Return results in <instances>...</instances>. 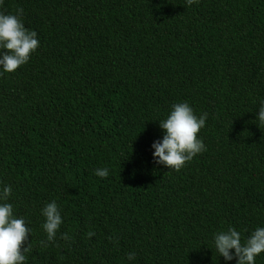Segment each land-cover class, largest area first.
<instances>
[{"label":"trees","instance_id":"obj_1","mask_svg":"<svg viewBox=\"0 0 264 264\" xmlns=\"http://www.w3.org/2000/svg\"><path fill=\"white\" fill-rule=\"evenodd\" d=\"M17 8L40 46L0 69V204L30 229L25 264H237L214 241L264 228V0L0 4ZM185 102L207 113L206 150L176 172L152 145ZM53 201L62 224L47 242Z\"/></svg>","mask_w":264,"mask_h":264},{"label":"clouds","instance_id":"obj_2","mask_svg":"<svg viewBox=\"0 0 264 264\" xmlns=\"http://www.w3.org/2000/svg\"><path fill=\"white\" fill-rule=\"evenodd\" d=\"M198 2L186 0L188 6ZM2 3L3 0H0ZM23 13V8H17L15 15L0 12V49L4 50L0 52V69L6 73H13L27 64L40 46L37 33L29 31L22 22ZM206 119L207 113L197 117L186 102L173 105L168 117L159 123L165 133L162 141L152 145L155 163L179 172L196 155L205 151L206 147L198 134L204 128ZM258 120L264 124V104L259 108ZM95 175L107 178L109 169L98 168ZM11 193V186H4L0 189V201H7ZM42 215L46 218L43 229L47 233V242H53L62 224L56 202L48 203ZM29 233L24 219L14 217L13 205L0 204V264H25V253L31 250ZM94 235L91 231L87 233L89 238ZM61 238L69 240L67 234H62ZM47 242L40 243L47 247ZM214 242L216 250L226 261L234 258V250L237 264H255V258L264 253V228H257L243 244L240 233L231 228L216 234ZM135 256V252H130L127 259L134 260Z\"/></svg>","mask_w":264,"mask_h":264}]
</instances>
